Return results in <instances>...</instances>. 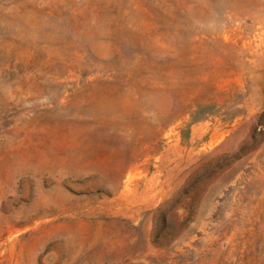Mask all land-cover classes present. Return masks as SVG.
I'll return each mask as SVG.
<instances>
[{
    "label": "rangeland",
    "instance_id": "1",
    "mask_svg": "<svg viewBox=\"0 0 264 264\" xmlns=\"http://www.w3.org/2000/svg\"><path fill=\"white\" fill-rule=\"evenodd\" d=\"M0 264H264V0H0Z\"/></svg>",
    "mask_w": 264,
    "mask_h": 264
}]
</instances>
